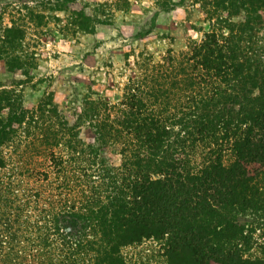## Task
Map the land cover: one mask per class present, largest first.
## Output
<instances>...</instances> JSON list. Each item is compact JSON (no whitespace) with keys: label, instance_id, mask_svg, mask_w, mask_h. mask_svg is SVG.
<instances>
[{"label":"trees","instance_id":"16d2710c","mask_svg":"<svg viewBox=\"0 0 264 264\" xmlns=\"http://www.w3.org/2000/svg\"><path fill=\"white\" fill-rule=\"evenodd\" d=\"M199 1L201 39L117 101L90 94L77 121L0 83V264H151L123 253L147 240L167 264H264L246 255L264 214V0ZM6 26L0 59L21 70L25 30Z\"/></svg>","mask_w":264,"mask_h":264},{"label":"rangeland","instance_id":"374dc122","mask_svg":"<svg viewBox=\"0 0 264 264\" xmlns=\"http://www.w3.org/2000/svg\"><path fill=\"white\" fill-rule=\"evenodd\" d=\"M202 4L199 0H0V32L6 25L23 26L25 37L13 52L27 62L21 70L10 69L9 53H3L1 87L21 95L27 106L51 98L71 122L77 121L90 94L117 101L130 78L145 70L141 69L145 63L163 61L170 49L179 53L192 38L201 39L211 28ZM81 8L88 16L84 24L76 13ZM80 123L81 137L92 141V127L87 120ZM13 149L6 147L4 154L13 156L17 152ZM260 214H255L262 216L257 242L246 255L264 256V214ZM253 218L248 216L247 221ZM123 253L130 260L167 264L163 249L153 240L127 246Z\"/></svg>","mask_w":264,"mask_h":264}]
</instances>
